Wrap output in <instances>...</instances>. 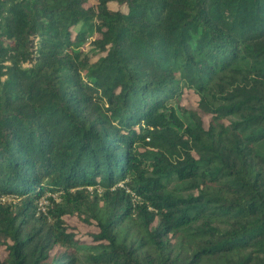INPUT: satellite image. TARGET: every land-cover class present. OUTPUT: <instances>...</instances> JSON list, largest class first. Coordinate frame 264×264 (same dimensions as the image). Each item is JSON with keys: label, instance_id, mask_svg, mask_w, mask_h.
Returning a JSON list of instances; mask_svg holds the SVG:
<instances>
[{"label": "trees", "instance_id": "trees-1", "mask_svg": "<svg viewBox=\"0 0 264 264\" xmlns=\"http://www.w3.org/2000/svg\"><path fill=\"white\" fill-rule=\"evenodd\" d=\"M0 249L264 264V0H0Z\"/></svg>", "mask_w": 264, "mask_h": 264}, {"label": "rangeland", "instance_id": "rangeland-1", "mask_svg": "<svg viewBox=\"0 0 264 264\" xmlns=\"http://www.w3.org/2000/svg\"><path fill=\"white\" fill-rule=\"evenodd\" d=\"M196 101L197 98L193 94L189 92H185L182 96L181 103L187 108L192 109L195 107ZM67 223L69 224L71 230L75 233V235H77L80 238L89 240V238L87 237V232L88 231L90 232L91 228L80 223L78 220H76V218H67ZM3 256H4V251L0 249V257Z\"/></svg>", "mask_w": 264, "mask_h": 264}, {"label": "built area", "instance_id": "built-area-1", "mask_svg": "<svg viewBox=\"0 0 264 264\" xmlns=\"http://www.w3.org/2000/svg\"><path fill=\"white\" fill-rule=\"evenodd\" d=\"M44 205H46V201L42 199L39 203V209L38 210L44 211L45 210Z\"/></svg>", "mask_w": 264, "mask_h": 264}, {"label": "water", "instance_id": "water-1", "mask_svg": "<svg viewBox=\"0 0 264 264\" xmlns=\"http://www.w3.org/2000/svg\"><path fill=\"white\" fill-rule=\"evenodd\" d=\"M178 115H180L179 112H178Z\"/></svg>", "mask_w": 264, "mask_h": 264}]
</instances>
